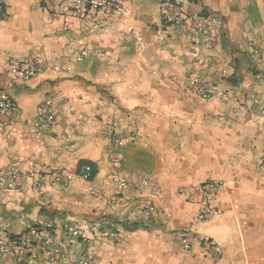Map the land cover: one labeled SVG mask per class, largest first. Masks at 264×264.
Wrapping results in <instances>:
<instances>
[{
	"label": "crops",
	"instance_id": "1",
	"mask_svg": "<svg viewBox=\"0 0 264 264\" xmlns=\"http://www.w3.org/2000/svg\"><path fill=\"white\" fill-rule=\"evenodd\" d=\"M161 1L126 0L131 16L97 21L44 0H0V90L19 111L16 119L0 115V180L19 174L15 187L0 185V231L13 239L52 222L51 242L62 249L55 264L83 257L95 264H264V0H179L187 15L221 22L223 37L198 45L158 33ZM130 25L140 29L144 49ZM38 59L44 68L33 78L11 74L13 60ZM191 75L227 96H194ZM46 100L59 118L38 135L32 121ZM85 163L96 171L90 180L79 174ZM67 175L73 179L64 186ZM212 182L223 185L221 213L199 222L187 193ZM66 222L90 241H72ZM105 231L117 239L105 241ZM181 231L213 238L223 255L196 242L184 251ZM34 249L36 259L2 256L0 264H48Z\"/></svg>",
	"mask_w": 264,
	"mask_h": 264
},
{
	"label": "built area",
	"instance_id": "2",
	"mask_svg": "<svg viewBox=\"0 0 264 264\" xmlns=\"http://www.w3.org/2000/svg\"><path fill=\"white\" fill-rule=\"evenodd\" d=\"M49 5H58L60 8L67 10L69 14L82 20H97L108 19L112 14H118L122 17H129L132 15L129 8L126 6V0H44ZM3 13V8L0 2V16ZM57 20V16L50 17V21ZM211 29L210 34L206 36L208 29ZM129 32L140 43L142 49L145 48L146 43L143 40L140 29L135 25L128 27ZM158 33L162 36H169L171 34H178L181 38L188 40L193 45H198L203 39L208 43H215L223 37V29L220 20L215 16L202 17V15L194 13L187 15L181 10V1H161V28ZM206 36V37H205ZM260 60V59H259ZM44 68L43 59L36 61H20L13 60L10 66V72L13 76L21 80H29L34 76L40 74ZM226 75V73H225ZM187 86L192 94L199 97L201 100H210L218 97L225 98L227 95L218 93L217 87L214 84L206 83L199 75H191L187 79ZM256 106H261L260 99H254ZM18 107L11 95L3 90H0V115L5 117L19 118ZM235 117H240L241 112L235 111ZM59 118V115L54 112L52 101L46 100L39 108L37 118L32 121L35 131L38 135H42L45 130L54 124ZM226 117H219L220 121H224ZM5 123L0 120V126ZM134 141V137H131ZM118 146H124L123 141L118 142ZM114 162H119L118 158H113ZM94 167L90 163H85L80 167L79 174L85 180H90L94 176ZM30 177L34 179V185L40 195L44 194L43 182L41 178L36 177V171L29 173ZM19 174L16 170H12L8 177L1 178L0 185L13 188ZM73 179L72 175H67L63 180V185L67 186ZM146 184V181H143ZM117 184L121 188L127 186L125 179H117ZM223 188L221 183L212 182L199 186L197 189L187 193V200L190 203L199 205L197 220L205 222L212 220L221 213V209L216 205L218 192ZM157 196L162 197L161 193ZM148 209L154 212L156 209L154 200L147 201ZM165 212H168L167 210ZM53 223L50 221H43L32 227L27 233L17 237L10 238L7 233L0 231V257L8 256L11 258H20L23 255H29L36 259L40 255L34 248L39 247L42 255L48 264H55L62 256V249L58 245L51 242L53 231ZM63 230L66 235L72 240L82 243L90 241L89 234L82 229L78 224L66 222L63 225ZM188 231L180 232V243L184 251H190L193 243H200L208 252L215 257L223 255L222 246L213 238L192 234ZM105 241L116 240L117 234L111 231H105L102 235ZM68 264H95L91 257H83L79 260Z\"/></svg>",
	"mask_w": 264,
	"mask_h": 264
},
{
	"label": "trees",
	"instance_id": "3",
	"mask_svg": "<svg viewBox=\"0 0 264 264\" xmlns=\"http://www.w3.org/2000/svg\"><path fill=\"white\" fill-rule=\"evenodd\" d=\"M232 81V80H231ZM96 171H94V174H95ZM127 227V226H126Z\"/></svg>",
	"mask_w": 264,
	"mask_h": 264
}]
</instances>
